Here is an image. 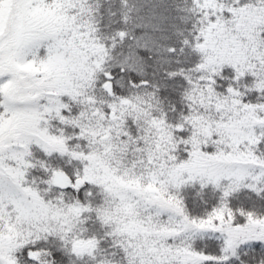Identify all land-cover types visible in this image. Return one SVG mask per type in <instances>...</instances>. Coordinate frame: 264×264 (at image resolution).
Returning <instances> with one entry per match:
<instances>
[{
	"label": "snow or ice",
	"instance_id": "1",
	"mask_svg": "<svg viewBox=\"0 0 264 264\" xmlns=\"http://www.w3.org/2000/svg\"><path fill=\"white\" fill-rule=\"evenodd\" d=\"M0 264H264V0H0Z\"/></svg>",
	"mask_w": 264,
	"mask_h": 264
}]
</instances>
